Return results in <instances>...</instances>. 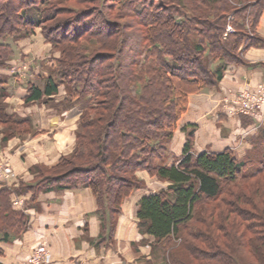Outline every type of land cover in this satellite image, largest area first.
Listing matches in <instances>:
<instances>
[{
	"label": "trees",
	"instance_id": "obj_1",
	"mask_svg": "<svg viewBox=\"0 0 264 264\" xmlns=\"http://www.w3.org/2000/svg\"><path fill=\"white\" fill-rule=\"evenodd\" d=\"M70 2L92 11L75 12ZM263 12L264 0H0V68L14 59L16 40L37 27L59 52L40 85L24 82V104L80 109L69 153L51 167H30L32 182L0 186V241L28 227L26 204L14 210L12 192L33 199L88 187L102 231L113 235L123 202L155 180L164 187L141 195L135 216L152 250L168 249L167 264H264V127L241 159L228 148L195 154L193 124L181 127L180 149L170 150L190 96L216 87L229 65H248L249 48L264 47ZM92 14L99 25L84 21ZM59 15L56 24H66L51 29ZM134 25L137 36L127 31ZM15 77L0 75V145L31 132L29 118L8 112Z\"/></svg>",
	"mask_w": 264,
	"mask_h": 264
},
{
	"label": "crops",
	"instance_id": "obj_2",
	"mask_svg": "<svg viewBox=\"0 0 264 264\" xmlns=\"http://www.w3.org/2000/svg\"><path fill=\"white\" fill-rule=\"evenodd\" d=\"M257 32L264 39V12ZM27 40L31 42L34 39H25L20 43L17 41L16 44L19 47L26 46ZM23 49H26V53L30 52L29 46L21 47L22 53L9 61L6 68H0V75H16L10 81L12 93L7 99L8 112L29 118L33 126V133L27 137L12 138L0 145L2 156L12 167V178L0 181V186L5 184L7 187H16L20 182H32L34 175L30 167H51L62 154L69 153L80 114L78 106L58 112L44 104H24L23 98L27 94L24 82L29 80L40 85L39 77L43 72L37 66V60L31 65L35 77L27 71H11L13 61L25 54ZM244 59L248 65H229L216 87L190 96L189 107L178 121L174 142L172 140L170 145L171 152L180 149L185 137L181 127L188 124L195 125V154L203 151L219 152L226 148L248 151V135H241L239 130L242 131L248 122L253 121L242 118L243 126H239L240 129L236 131L234 127H228L229 123L222 121L224 116L221 112V101L225 93L242 89L255 90L264 83V47L249 48ZM24 74H28V77L17 79ZM63 94L60 86L56 100L61 99ZM256 128L258 130V126ZM137 176L147 182L146 173L137 172ZM147 187L134 191L123 202L113 235H107L106 230L102 231L101 213L97 211L95 197L88 187L43 190L33 199L30 191L10 194L14 210H21L26 204L28 227L20 237L0 241V264H17L29 256L35 245L41 243L47 244L48 264H165L162 252L154 249L151 251L149 244L152 239L142 235L137 227L136 201L148 193Z\"/></svg>",
	"mask_w": 264,
	"mask_h": 264
},
{
	"label": "rangeland",
	"instance_id": "obj_3",
	"mask_svg": "<svg viewBox=\"0 0 264 264\" xmlns=\"http://www.w3.org/2000/svg\"><path fill=\"white\" fill-rule=\"evenodd\" d=\"M78 1V0H77ZM66 6H71L74 10H75V12H79L80 11V13L82 12H84V11H89V12H91L92 10H91V8H88L89 6H88V4H82V3H75V2H70V3H66L65 4ZM65 6H61L60 7V9H62V10H64L65 8H64ZM84 9H86V10H84ZM79 13V14H80ZM31 14V13H30ZM60 15H62V14H60ZM58 16L57 17V19L56 20H54V21H52L51 22V24H49L48 26H51V29H56L57 27H62V26H64L65 24H66V21L65 22H63V23H61V25L60 26H58L56 23H59V22H61V21H63V20H58V19H63L62 18V16ZM111 17H113L114 15L113 14H109ZM65 17H67V16H65ZM65 19V18H64ZM123 20L125 21V22H127V23H134L135 21H133L131 18H123ZM84 21L85 22H88V23H92V24H97V25H99L98 24V21H97V18H96V16H95V14H92L91 16H89V17H87L86 19H84ZM53 22H55V23H53ZM60 27V28H61ZM61 30V29H60ZM134 30L136 31V26L134 25L133 26V28L132 29H129V30H127L128 32H133V35L134 36H137V33H135L134 32ZM42 29L39 27H37V28H35V30H34V33L31 35V36H29V37H25V38H21V39H18V40H16V42L18 41L19 43L22 41V40H25V39H30V38H32L33 37V39L34 40H32L31 42H29L28 40L26 41L27 43H26V46H29V48H30V52L29 53H26V49L24 50V53L25 54H23L22 55V57L18 60L17 59V61H13L14 62V64H11V68H12V66L14 65V66H16L17 65V68L18 69H20V71H27V73L29 72V73H32L31 74V76H34L35 77V74H33V70L34 69H32L33 67L31 66L32 65V63H34L35 62V60H37L36 61V63H37V66L39 67V69L43 72V74H42V76L43 77H46V76H48L49 74H51L54 70H56V68L58 67V64H57V59H58V57H59V52L58 51H56L55 49H52V46H51V44L50 43H48V42H46V40H45V38L42 36ZM57 31H59V30H57ZM136 43V41L135 40H131L130 41V43H129V47H131V46H133L134 44ZM24 47H26L25 45H23ZM23 46H21V47H23ZM21 47H19L17 44H16V53H15V57L21 52ZM22 53V52H21ZM15 57H14V59H15ZM13 60V59H12ZM123 62H124V64L126 65V64H128L129 63V60L128 59H126V58H124L123 59ZM16 68V69H17ZM18 73V72H17ZM12 75H14V74H12ZM1 76H4V77H7V76H5V75H1ZM16 76V75H15ZM24 77H28V74H24L22 77H17V79H20V78H24ZM62 87V89H63V91H64V94H65V89H64V87H63V85L61 86ZM243 91H250V92H256L255 90H249V89H242V90H239V91H237V92H227V93H225L224 94V96L222 97V101H221V112H222V115L224 116V119L222 120V121H224V122H227V123H229V128H231V127H234L235 129L234 130H236L237 131V129H240L239 128V126H241L242 125V122H241V120H242V118H248L250 121H253V122H251V124H248L247 125V127H243L242 128V131H241V129L239 130L240 131V134L242 135H244V133H245V135H248L247 137H248V139H247V143H248V145H250V138H252L253 136H254V134H256L258 131H259V129L260 128H262V127H264V121L263 122H260V121H256V120H254V118L251 116V115H249V114H244V113H242V112H230V111H228V103H229V101L231 100V97L234 95H237V93H241V92H243ZM63 94V95H64ZM228 98V100L226 101V100H223L224 98ZM39 104H44V105H47V106H49L48 104H46V103H43V101H41V102H39ZM258 112H259V110H258ZM243 121V120H242ZM31 122V121H30ZM76 124H77V122H76ZM243 126V125H242ZM258 126V130H256L257 127ZM254 127L255 129L253 130L252 128ZM247 128H249L248 130H247ZM251 128V129H250ZM75 130V129H74ZM247 130V131H246ZM244 131V132H243ZM31 133H33V126H32V123H31V132L30 133H28V134H31ZM28 134H25L24 136H22L21 138H19V139H22V138H24V137H27L26 135H28ZM175 134V133H174ZM173 138H174V136H173ZM0 140H1V133H0ZM173 140V139H172ZM9 141V140H8ZM7 141V142H8ZM7 142H5V143H7ZM173 142H174V140H173ZM171 144H172V142H171ZM251 147V146H250ZM250 149V148H249ZM248 149V150H249ZM231 150V149H230ZM253 152V155L256 157V156H258V153L257 152H254V151H252ZM246 153H247V151H237V150H235V151H233V154H234V156L235 157H237L238 159H241V158H243L245 155H246ZM63 155V154H62ZM61 155V156H62ZM0 163H3V164H7L10 168H11V171H12V167H11V165L9 164V162H8V160L4 157V156H2V153H1V151H0ZM12 178V174H11V176H10V178H8L6 181H8L9 179H11ZM0 181H2L3 182V179H1L0 178ZM147 189L149 190L148 192H151L153 189L155 190H158V189H160V188H162V187H164V184L163 183H161V182H158V181H155V180H151V182H149L148 184H147ZM150 187H151V189H150ZM143 188H146V187H143ZM143 188H140V189H143ZM151 190V191H150ZM13 194V192L11 193V195ZM93 194V193H92ZM13 202H11V204H12ZM122 207V206H121ZM152 241V240H151ZM143 242V241H142ZM151 243V242H150ZM179 243V240H176L175 242H174V244H170V246H169V249H171V248H173L175 245L177 246V244ZM39 245H43V247L45 248V253H46V256H45V261H46V263L48 264L49 263V259H48V250H47V244L46 243H41V244H38V245H35L34 247H36V246H39ZM150 245V247H151V251H152V243L151 244H149ZM33 247V248H34ZM33 248H32V251H33ZM155 247H153V249H154ZM154 250H159V251H161L162 253V259L164 260V262H165V264H167V254H168V249L166 250H164V249H161V248H156V249H154ZM171 251V250H170ZM30 255V254H29ZM29 257V256H28ZM27 257V258H28ZM26 258V259H27ZM26 259H24V260H26ZM23 261V260H22Z\"/></svg>",
	"mask_w": 264,
	"mask_h": 264
},
{
	"label": "built area",
	"instance_id": "obj_4",
	"mask_svg": "<svg viewBox=\"0 0 264 264\" xmlns=\"http://www.w3.org/2000/svg\"><path fill=\"white\" fill-rule=\"evenodd\" d=\"M16 66H12L11 71L17 72ZM256 92L243 91L233 95L228 103V111L242 112L251 115L254 120L264 121V83L258 85L255 89ZM223 100H228L224 98ZM259 110V112H258ZM12 174L11 168L7 164L0 163V178L6 181ZM45 248L39 245L33 248L29 257L26 260L20 261L17 264H47L45 261Z\"/></svg>",
	"mask_w": 264,
	"mask_h": 264
}]
</instances>
